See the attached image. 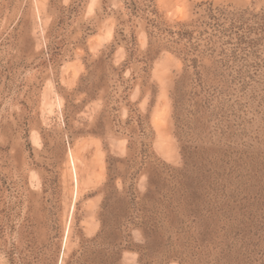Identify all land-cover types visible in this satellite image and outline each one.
Instances as JSON below:
<instances>
[{
	"label": "rangeland",
	"instance_id": "1",
	"mask_svg": "<svg viewBox=\"0 0 264 264\" xmlns=\"http://www.w3.org/2000/svg\"><path fill=\"white\" fill-rule=\"evenodd\" d=\"M134 1L200 80L127 0H0V264H264V0Z\"/></svg>",
	"mask_w": 264,
	"mask_h": 264
},
{
	"label": "trees",
	"instance_id": "2",
	"mask_svg": "<svg viewBox=\"0 0 264 264\" xmlns=\"http://www.w3.org/2000/svg\"><path fill=\"white\" fill-rule=\"evenodd\" d=\"M127 5L132 15H139L143 17V19L146 22L145 30L148 39V48L150 49L153 46L154 47L156 46L157 48H165L168 50L178 48L179 50L178 53L179 54L182 53L183 55V61L185 65L184 71L185 72H188L189 70L192 71V74L194 73L198 77V79H195V81L200 80L201 73L200 71H197V68L199 67V63L196 53H194L196 51V47L194 46L186 47L187 45H182L181 43L183 40L188 39L190 35L189 30H186L184 28L185 24H179L177 26H174L175 29H172L169 26H167L164 21L160 19V15H158L156 10L153 9L151 5L146 6L145 8H141L140 6L137 5V3H135L134 0H127ZM208 10L210 12L213 11L211 8L207 9L206 11ZM208 16L211 17L210 15ZM178 46H183V47H178ZM205 48L208 49L210 47L206 46ZM198 49H201V52H205L204 48L198 47Z\"/></svg>",
	"mask_w": 264,
	"mask_h": 264
}]
</instances>
